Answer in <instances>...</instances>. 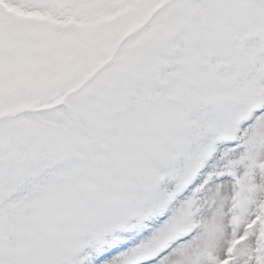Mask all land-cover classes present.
Wrapping results in <instances>:
<instances>
[{
    "label": "snow or ice",
    "instance_id": "1",
    "mask_svg": "<svg viewBox=\"0 0 264 264\" xmlns=\"http://www.w3.org/2000/svg\"><path fill=\"white\" fill-rule=\"evenodd\" d=\"M0 264H264V0H0Z\"/></svg>",
    "mask_w": 264,
    "mask_h": 264
}]
</instances>
